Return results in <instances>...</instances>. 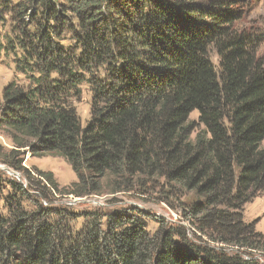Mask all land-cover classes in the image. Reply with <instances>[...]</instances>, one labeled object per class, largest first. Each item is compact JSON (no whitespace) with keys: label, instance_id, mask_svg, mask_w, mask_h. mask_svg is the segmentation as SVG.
<instances>
[{"label":"trees","instance_id":"1","mask_svg":"<svg viewBox=\"0 0 264 264\" xmlns=\"http://www.w3.org/2000/svg\"><path fill=\"white\" fill-rule=\"evenodd\" d=\"M248 5L0 0V22L9 24L0 58L13 54L26 79L0 92V134L12 142H0V161L29 181L25 188L8 180L0 264H261L251 252L264 249V233L243 213L264 192V36L242 28ZM84 85L91 91L86 123L75 104ZM194 111L204 126L195 138ZM26 153L64 158L78 179L60 187L53 172L25 166ZM40 177L75 196L163 178L195 194L186 219L208 243L165 224L150 232L137 207L78 213L46 208L39 198L27 208L30 189L49 198ZM211 241L251 251L228 253Z\"/></svg>","mask_w":264,"mask_h":264},{"label":"rangeland","instance_id":"2","mask_svg":"<svg viewBox=\"0 0 264 264\" xmlns=\"http://www.w3.org/2000/svg\"><path fill=\"white\" fill-rule=\"evenodd\" d=\"M242 28L255 33L256 35L261 34L264 36V0H249V5L247 6V16L242 22ZM8 31L9 24L0 22V34L6 35ZM260 54L264 56V42L261 46ZM212 58L215 64L218 65L219 59L215 51L212 52ZM12 81L25 83L26 79L22 73L17 71L13 54H3L0 58V92H2L3 88ZM75 104L83 123H86V121L90 118L91 109V91L88 85L83 86L82 99L80 101H77ZM190 121L193 122L196 126V131L192 136L193 138H195L196 133L204 131V126L199 122L198 111H194L191 114ZM0 142L8 147H11L12 145L10 138L5 134H0ZM0 163L3 162L0 161ZM24 165L29 169L32 167H36L43 171L53 172L54 177L59 183L60 187H67L71 184V182L78 179L77 174L73 170L71 165L64 158L59 156L39 157L32 156L31 153H26ZM2 173L7 181L5 180L6 183H3L1 189L0 216L7 215L8 203L6 201V197L9 193H13V189L8 183V180L10 179L9 175L4 170H2ZM27 184L29 188V183L27 182ZM45 186L51 189L52 193L54 194L53 196L50 193L51 190L47 193V196H49L48 199H50V201L54 202L55 198H58L59 195L60 200L58 202H62L64 200L63 197L67 195L66 193L59 192L55 189L57 191L56 192L52 186ZM30 190L31 197H24V206L27 208H34L36 206V203H38V199L40 198L42 205L48 208L43 203L44 200L48 201V199L42 197L39 190ZM55 193H57L58 195H56ZM99 195H104L105 206L101 207L94 200L75 202L74 205L69 206L68 204H66L64 206H69L71 207L73 212L78 213L100 209V211L103 213L112 212L115 210H125L128 214H130L134 210V208L137 207L138 211L145 213L150 218L148 225V229L150 230V232L155 233L159 229L161 224H165L168 227H179L182 232H189V237L193 242L197 244H204L207 242L206 236L200 233L193 234L194 229L192 228L190 221L186 219L189 205L196 199L195 194L193 192H187L180 186L174 183H169L163 178L151 181L142 189L138 187L137 189L132 191H120L112 193L110 191V188H105L104 192ZM69 199L72 198H70L69 196L66 201ZM59 204L61 205V203ZM51 208H55V206ZM243 213L244 220L246 222L255 223L256 229L264 233V192L260 193L250 202L246 203ZM157 218L160 220H157ZM83 223V217L78 218L75 222H72L73 226H75L76 229L80 228ZM210 244L216 247H225L228 253H237L238 255L242 256H245V253L247 251H251L247 248H238L230 245L222 246L213 241H211ZM251 253H253L254 258H256L261 264H264V249H257L252 251ZM247 256L249 257L248 254Z\"/></svg>","mask_w":264,"mask_h":264},{"label":"built area","instance_id":"3","mask_svg":"<svg viewBox=\"0 0 264 264\" xmlns=\"http://www.w3.org/2000/svg\"><path fill=\"white\" fill-rule=\"evenodd\" d=\"M4 170L10 177L11 180L16 181L20 184H22L25 188L28 187L27 182L29 183L28 179L25 177L24 173L16 170L14 168L9 167L7 164L5 163H0V171ZM32 174L36 177H38V174L34 171H32ZM42 180V184L43 185H47L48 187H50V183L44 178V177H40ZM56 195H58L57 193H55ZM65 195V194H63ZM70 196V198L66 201V199ZM78 197V198H77ZM64 200L62 202H58L60 200V196L58 195V198H55L53 203H50L47 200H44L43 203L45 204V206L47 207H60V206H64L66 204H68L69 206L74 205L75 202H83V201H90V200H94L98 203V205L105 206L104 204V200L105 197L104 195H97V194H92V195H85V196H75L73 194H67L64 197ZM61 203V205L59 204ZM69 206H64V207H69ZM71 208V207H69Z\"/></svg>","mask_w":264,"mask_h":264}]
</instances>
